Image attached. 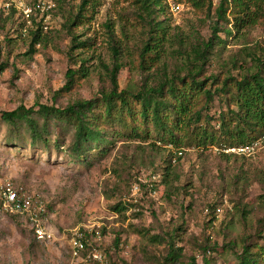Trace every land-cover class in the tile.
<instances>
[{
  "label": "rangeland",
  "instance_id": "obj_1",
  "mask_svg": "<svg viewBox=\"0 0 264 264\" xmlns=\"http://www.w3.org/2000/svg\"><path fill=\"white\" fill-rule=\"evenodd\" d=\"M81 1L54 0L50 10L33 12L28 21L0 12V64L5 65L0 112L96 99L111 88L105 67L116 58L120 90L137 91L147 75L157 77L161 71L184 75L187 47L193 35L211 36L219 5V0H163L164 13L157 18H166L171 40L161 60L142 70L138 54L154 14L137 0H87L83 17L71 25ZM247 1L242 15L254 20L237 27L230 8L231 32H217L222 42L202 69L212 90L227 77L254 71L256 57L264 58V0ZM256 3L263 14H254ZM2 5L0 0V10ZM39 25L40 43L29 54ZM217 25L225 27L223 21ZM81 65L88 75L72 90L58 92L66 71ZM226 109L225 96L215 94L203 113L216 117ZM72 131L58 134L53 126L46 145L34 144L26 128L11 130L0 119V186L9 180L28 194L52 234L38 241L25 216L0 210V264H160L171 243L181 253L174 264H189L191 257L197 264H239L243 246L264 247V141L250 155L226 158L212 148L180 149L151 139L108 136L102 151L93 147L79 160L71 152ZM118 203L125 208L121 212L114 210ZM76 230L87 235L79 259L68 246ZM92 251L100 260L92 259Z\"/></svg>",
  "mask_w": 264,
  "mask_h": 264
},
{
  "label": "trees",
  "instance_id": "obj_2",
  "mask_svg": "<svg viewBox=\"0 0 264 264\" xmlns=\"http://www.w3.org/2000/svg\"><path fill=\"white\" fill-rule=\"evenodd\" d=\"M137 1L147 14H154L148 22L147 38L138 54L139 67L142 70H149L163 57L164 44L171 40V34L166 18H157L159 13H164L163 0ZM208 2L211 4L210 0ZM247 2L219 0V5L215 9L216 25L211 36L204 40L193 35L187 47L184 75L161 71L158 76L155 75L157 77L151 78L147 75L145 83L137 91L127 88L120 90L116 77L120 65L116 58L111 68L105 67L111 88L102 90L98 98L78 100L64 108L39 105L38 109L34 110L33 107L19 105L12 110L1 111L0 119L10 124L11 130L19 131L21 127L26 128L34 144L43 142L46 145L50 128L53 126L58 134L59 131L71 128L73 130L71 152L79 160L86 158L93 147L102 151L101 146L109 143L108 136H112V139L118 136L151 139L180 149L212 147L220 149L252 143L264 136V58L256 57L253 63L254 71L240 77H227L214 90L208 87V79L202 77L204 65L212 57L215 46L222 42L217 32L219 30H225L227 34L231 32L227 27L230 23L227 11L230 8L234 9L231 14L237 27L254 20L251 14L246 15L247 18L242 15L249 8ZM86 3L87 0L81 1L80 12L71 25L79 23L77 19L83 17L80 13ZM256 6L254 14H263L258 3ZM0 12L5 17L16 14L13 8L9 10L2 8ZM219 21L225 23L223 29L218 27ZM41 29L39 25L33 32L27 53H33L35 45L40 43ZM113 53L116 56L115 47ZM4 66L0 64V72L4 70ZM65 75L66 82L58 92L72 90L78 81L88 75V69L84 65L77 69L69 68ZM215 94L225 96L227 109L226 112L220 111L213 117L204 114L203 109L208 108ZM213 120L215 124L211 123ZM54 143L56 146L60 145L59 136ZM219 154L226 158L239 156L235 153ZM124 209L121 203L114 206L116 212ZM180 255V248L174 247L171 243L164 261L160 264H174ZM189 264H197L196 259L191 257ZM239 264H264V247L253 251L249 246H243Z\"/></svg>",
  "mask_w": 264,
  "mask_h": 264
},
{
  "label": "built area",
  "instance_id": "obj_3",
  "mask_svg": "<svg viewBox=\"0 0 264 264\" xmlns=\"http://www.w3.org/2000/svg\"><path fill=\"white\" fill-rule=\"evenodd\" d=\"M54 6V0H3L1 8L16 10L17 15L28 21L34 11H48ZM172 10L177 11L179 5L171 6ZM264 141V136L252 143L232 148L212 147L216 152L235 153L237 155H250L254 153L259 144ZM178 153H181L180 151ZM0 210L6 213H17L25 216L29 223L30 229L38 240H49L52 238L51 232L45 228L39 214L41 208L34 206L32 198L22 189L17 188L12 181H5L0 186ZM68 246L73 258H82V253L86 249V233L81 230L74 231L69 237ZM93 260H100V254L96 251L90 252Z\"/></svg>",
  "mask_w": 264,
  "mask_h": 264
}]
</instances>
